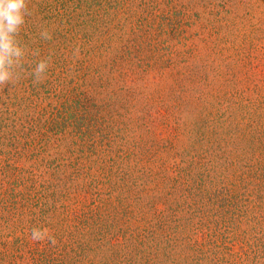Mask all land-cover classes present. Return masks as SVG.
Returning a JSON list of instances; mask_svg holds the SVG:
<instances>
[{"label": "trees", "instance_id": "1", "mask_svg": "<svg viewBox=\"0 0 264 264\" xmlns=\"http://www.w3.org/2000/svg\"><path fill=\"white\" fill-rule=\"evenodd\" d=\"M259 1L29 0L38 55L0 86V264H264Z\"/></svg>", "mask_w": 264, "mask_h": 264}, {"label": "clouds", "instance_id": "2", "mask_svg": "<svg viewBox=\"0 0 264 264\" xmlns=\"http://www.w3.org/2000/svg\"><path fill=\"white\" fill-rule=\"evenodd\" d=\"M29 0H0V86L14 84L23 72L25 58L38 55V51H31L20 39L26 17L31 16ZM39 36L43 40H51L52 34L43 28ZM79 48L73 50V56L79 57ZM51 57H45L36 63L30 75L34 82H41L50 67ZM31 239L34 241L48 240L55 245V238L47 228H33Z\"/></svg>", "mask_w": 264, "mask_h": 264}, {"label": "rangeland", "instance_id": "3", "mask_svg": "<svg viewBox=\"0 0 264 264\" xmlns=\"http://www.w3.org/2000/svg\"><path fill=\"white\" fill-rule=\"evenodd\" d=\"M251 5L256 9L258 5L263 6V1L259 0H250ZM248 7V6H247Z\"/></svg>", "mask_w": 264, "mask_h": 264}]
</instances>
